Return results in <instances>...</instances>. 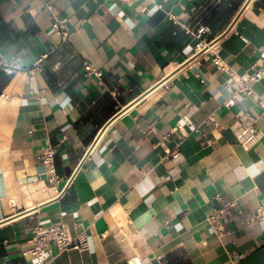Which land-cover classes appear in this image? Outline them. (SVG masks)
Returning <instances> with one entry per match:
<instances>
[{"label":"crops","instance_id":"1","mask_svg":"<svg viewBox=\"0 0 264 264\" xmlns=\"http://www.w3.org/2000/svg\"><path fill=\"white\" fill-rule=\"evenodd\" d=\"M155 2L53 0L60 44L39 0H0V53L20 67L0 69V264H36L33 230L60 222L88 248L50 246L52 264H264V221L220 238L206 222L215 193L264 206V136L244 149L229 128L247 112L264 134V77L224 105L261 62L264 0Z\"/></svg>","mask_w":264,"mask_h":264},{"label":"built area","instance_id":"2","mask_svg":"<svg viewBox=\"0 0 264 264\" xmlns=\"http://www.w3.org/2000/svg\"><path fill=\"white\" fill-rule=\"evenodd\" d=\"M43 5L46 12L51 18V29L59 37V43H66L71 40L72 32L68 26L67 18L60 17L55 9L53 0H39ZM121 2H131L132 0H119ZM153 3L157 8H162L161 4L155 0H144ZM146 9V8H145ZM168 16L176 22L175 15L167 11ZM203 28L197 30V36H200ZM201 44V40H199ZM261 62L253 66V68L241 75H237L236 80H230L228 86L230 88V95L224 101V105L231 107L235 104L239 96L246 95L252 92L251 83L264 77V48L260 52ZM47 57V54L41 55L35 62L32 69H36L38 65ZM217 67L226 71L232 76L235 74L230 68L222 62V60L214 56L213 58ZM84 74L86 76H94L98 81L102 82V71L87 61H83ZM0 69L6 73H13L20 69L14 58L8 59L0 53ZM206 120L218 126V122L208 115ZM230 130L236 141L244 148L249 149L256 145L263 138V131L256 124V120L247 112L234 114L231 123L229 124ZM192 129L196 130L197 126ZM55 146L48 145L42 149L40 160L46 168V173L51 175V179L57 180L54 166ZM176 154H173L175 156ZM215 205L206 218L209 228L217 237H222L228 234V222L237 220L243 226H252L253 224L264 221V206H259L248 213H245L241 208H237L235 200H226L219 193L213 195ZM54 246L57 253L63 252L67 249L85 250L88 248V242L82 240L77 236H73L67 225L64 222L55 223L50 226L44 227L37 226L33 230V235L29 239V247L26 252L35 260L36 264H52L54 257L47 255L48 248ZM137 258H131L128 263L136 264Z\"/></svg>","mask_w":264,"mask_h":264},{"label":"water","instance_id":"3","mask_svg":"<svg viewBox=\"0 0 264 264\" xmlns=\"http://www.w3.org/2000/svg\"><path fill=\"white\" fill-rule=\"evenodd\" d=\"M247 1H249V0H247ZM247 4V2L244 4V5H246ZM244 7V6H243Z\"/></svg>","mask_w":264,"mask_h":264}]
</instances>
